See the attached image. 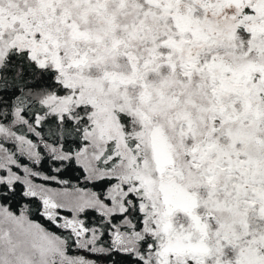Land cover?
I'll return each mask as SVG.
<instances>
[{
	"label": "snow or ice",
	"instance_id": "1",
	"mask_svg": "<svg viewBox=\"0 0 264 264\" xmlns=\"http://www.w3.org/2000/svg\"><path fill=\"white\" fill-rule=\"evenodd\" d=\"M0 264H264V0H0Z\"/></svg>",
	"mask_w": 264,
	"mask_h": 264
}]
</instances>
